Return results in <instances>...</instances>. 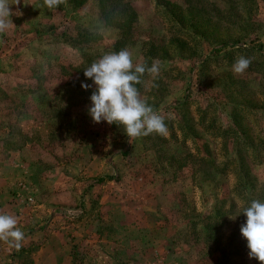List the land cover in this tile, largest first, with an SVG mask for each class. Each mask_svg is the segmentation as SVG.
Wrapping results in <instances>:
<instances>
[{
    "label": "rangeland",
    "instance_id": "rangeland-1",
    "mask_svg": "<svg viewBox=\"0 0 264 264\" xmlns=\"http://www.w3.org/2000/svg\"><path fill=\"white\" fill-rule=\"evenodd\" d=\"M78 1L8 0L0 213L25 240L0 264H259L240 227L264 201V0ZM124 48L160 64L135 86L165 135L88 114L83 70Z\"/></svg>",
    "mask_w": 264,
    "mask_h": 264
},
{
    "label": "clouds",
    "instance_id": "clouds-1",
    "mask_svg": "<svg viewBox=\"0 0 264 264\" xmlns=\"http://www.w3.org/2000/svg\"><path fill=\"white\" fill-rule=\"evenodd\" d=\"M19 2L20 0H15V4ZM64 2L65 0H44L49 9L58 8ZM9 5L8 0H0V33L14 26L10 19L13 13ZM251 64L252 58L240 56L234 62L232 70L236 74H242ZM159 72V62H153L151 66L134 63L133 55L127 48L105 53L94 61L83 70L85 78L91 79L95 85L90 96L91 106L88 108L93 122L106 121L108 124L123 126L130 138L147 136L153 132L167 134L164 117L146 100L141 99L135 86L141 82L145 73L155 78ZM90 87L92 85L81 83L84 90ZM242 213L246 221L240 227V234L247 241L248 256L259 261V264H264V201L253 199ZM24 240L25 233L18 227V218L12 214L0 213V241L19 250Z\"/></svg>",
    "mask_w": 264,
    "mask_h": 264
},
{
    "label": "trees",
    "instance_id": "trees-1",
    "mask_svg": "<svg viewBox=\"0 0 264 264\" xmlns=\"http://www.w3.org/2000/svg\"><path fill=\"white\" fill-rule=\"evenodd\" d=\"M79 3L82 2V0L78 1Z\"/></svg>",
    "mask_w": 264,
    "mask_h": 264
}]
</instances>
